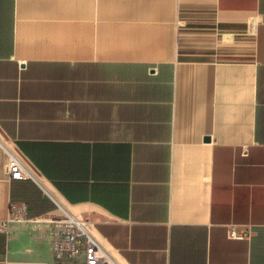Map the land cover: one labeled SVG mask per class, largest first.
<instances>
[{
  "label": "crops",
  "instance_id": "obj_1",
  "mask_svg": "<svg viewBox=\"0 0 264 264\" xmlns=\"http://www.w3.org/2000/svg\"><path fill=\"white\" fill-rule=\"evenodd\" d=\"M65 215L114 264H264V0H0V264H83Z\"/></svg>",
  "mask_w": 264,
  "mask_h": 264
},
{
  "label": "built area",
  "instance_id": "obj_2",
  "mask_svg": "<svg viewBox=\"0 0 264 264\" xmlns=\"http://www.w3.org/2000/svg\"><path fill=\"white\" fill-rule=\"evenodd\" d=\"M9 178L24 179L28 175L21 162L11 157L7 166ZM11 221L9 217L7 222ZM53 251L82 255L83 264H114L110 254L101 246L91 231V224L82 218L65 215L51 221ZM234 236L235 233L231 232Z\"/></svg>",
  "mask_w": 264,
  "mask_h": 264
},
{
  "label": "trees",
  "instance_id": "obj_3",
  "mask_svg": "<svg viewBox=\"0 0 264 264\" xmlns=\"http://www.w3.org/2000/svg\"><path fill=\"white\" fill-rule=\"evenodd\" d=\"M4 244H5V238L3 237V251H4Z\"/></svg>",
  "mask_w": 264,
  "mask_h": 264
}]
</instances>
